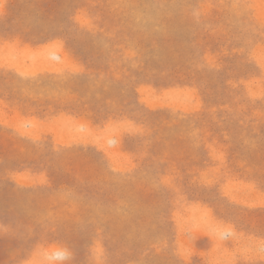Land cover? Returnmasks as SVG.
Masks as SVG:
<instances>
[{
    "label": "rangeland",
    "instance_id": "obj_1",
    "mask_svg": "<svg viewBox=\"0 0 264 264\" xmlns=\"http://www.w3.org/2000/svg\"><path fill=\"white\" fill-rule=\"evenodd\" d=\"M0 264H264V0H0Z\"/></svg>",
    "mask_w": 264,
    "mask_h": 264
}]
</instances>
